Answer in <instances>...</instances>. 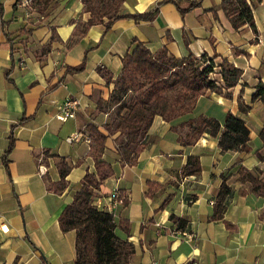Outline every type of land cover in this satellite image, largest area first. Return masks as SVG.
Here are the masks:
<instances>
[{
	"label": "crops",
	"instance_id": "1",
	"mask_svg": "<svg viewBox=\"0 0 264 264\" xmlns=\"http://www.w3.org/2000/svg\"><path fill=\"white\" fill-rule=\"evenodd\" d=\"M163 1L125 0L119 15L145 14ZM182 1L183 8L184 1L197 0ZM53 2L52 15L23 18L12 1H0L3 30L12 41L8 45L0 35V223L7 229L0 232V264H74L76 234L63 233L59 217L84 176L95 173L88 124L107 136L100 159L110 166L94 203L108 204L114 190L127 201L112 216L115 235L134 247L129 264H186L191 259L199 264H264V194L252 193L238 173L243 168L264 182V146L258 138L264 106L252 101L257 85L264 84V0H246L255 30L248 25L235 30L221 0H202L186 14L171 3L162 4L152 22L124 19L104 33L97 25L84 35L79 25L88 16L82 0ZM52 35L57 40L50 42ZM72 38L76 42L68 49ZM138 43L153 53L165 48L176 59L193 55L215 65L226 60L241 75L223 94L207 91L189 115L170 123L156 116L145 148L136 164L128 166L120 162L117 134L104 130L108 114L97 105L108 101L122 58ZM85 57L82 72L66 73ZM218 72L216 68V79ZM66 98L76 99L79 107L73 119L60 122L56 116ZM238 101L249 107L247 113L239 112ZM228 114L247 127L250 152H221L217 139L206 133L184 145L192 142L187 123L203 118L223 126ZM77 134L79 140L67 142ZM10 140L6 169L3 155ZM191 156L199 159L200 173L182 176ZM60 159L70 170L65 188L57 193L49 188L60 181ZM39 165L46 169L43 177L37 175ZM222 184L230 191L223 220H211ZM171 217L183 227L178 229Z\"/></svg>",
	"mask_w": 264,
	"mask_h": 264
},
{
	"label": "trees",
	"instance_id": "2",
	"mask_svg": "<svg viewBox=\"0 0 264 264\" xmlns=\"http://www.w3.org/2000/svg\"><path fill=\"white\" fill-rule=\"evenodd\" d=\"M55 0H35L44 8ZM125 0H82L83 13L88 16L81 23L80 35L100 25L103 33L108 31L114 22L131 19L135 22H152L162 4L171 3L181 14H186L199 7L202 0L184 1L186 7H181L182 0H164L148 13L140 15H119ZM222 10L231 26L237 30L248 25L255 30L252 6L246 0H221ZM3 11L0 9V35L6 40V44L12 43L10 34L4 33L6 23L2 20ZM57 40L53 35L50 42ZM76 42L73 38L67 44L69 49ZM1 45V44H0ZM11 51V47H9ZM44 52V50H43ZM86 57L77 67H68L66 73L77 74L84 70ZM120 77L114 83V89L106 103L98 101V109L109 104L117 106L119 122L110 127L105 123L104 130L108 135L117 134L115 139L118 148L120 162L123 165L133 166L137 158L146 146L147 132L153 119L158 116L163 121L170 123L174 120L189 115L195 109L197 100L207 91L223 94V90L233 88L241 75V72L226 60L215 65L213 60L205 57L195 58L189 55L176 59L170 56L165 48L151 52L145 45L138 43L131 53L126 54L121 61ZM218 68L219 79L212 77ZM230 99L229 93L224 95ZM260 101L264 106V84L259 83L252 95V101ZM238 110L247 113L249 107L238 101ZM102 111V110H101ZM122 113V114H121ZM22 121H20V124ZM191 129L192 142L197 141L202 134H208L217 139V146L221 152H250L249 131L244 122L228 114L221 126L211 119H197L186 124ZM87 132L93 142V156L95 173H87L82 182L81 189L76 193L73 201L67 205L59 217L60 230L65 233L74 231L76 234L74 264H129L134 254V247L127 241L118 239L115 235V223L112 214L99 211L93 207L96 192L102 183L109 177L110 166L100 158L104 151L107 139L97 127L88 124ZM264 146V125L258 135ZM13 147V141L5 154L3 162L7 169V157ZM264 163V154L261 155ZM60 181L49 189L61 193L65 188V178L69 173V166L63 159L57 163ZM200 173L199 159L188 157L186 165L182 168V176H195ZM239 176L250 185V190L256 195L264 194V182L258 181L247 170L240 168ZM229 189L225 184L220 187L218 201L214 207L211 220H223L226 209L224 199L229 195ZM127 201L124 200L123 205ZM178 223V229L182 228L180 219L171 217ZM229 227V225L226 223Z\"/></svg>",
	"mask_w": 264,
	"mask_h": 264
},
{
	"label": "built area",
	"instance_id": "3",
	"mask_svg": "<svg viewBox=\"0 0 264 264\" xmlns=\"http://www.w3.org/2000/svg\"><path fill=\"white\" fill-rule=\"evenodd\" d=\"M10 1L13 2L14 8L22 10V11L32 10L33 5L35 3V0H10ZM78 107H79V102L76 99L66 98L60 106L59 113L56 116V119L60 122H65L69 119H73L75 117V113ZM80 137L81 136L79 134L73 135L72 137H69L67 139V142L68 143L75 142L79 140ZM45 173H46L45 167L39 165L37 169V175L39 177H43ZM124 200L125 198L121 195V193L118 190H114L112 193H110L108 197V204L98 202L97 204L93 203V207H95L99 211H104V212L112 214L115 207L119 205H123ZM0 232L7 233L6 227L2 225L1 223H0ZM180 234L182 237H187V234L184 232ZM186 264H199V263L191 259Z\"/></svg>",
	"mask_w": 264,
	"mask_h": 264
},
{
	"label": "rangeland",
	"instance_id": "4",
	"mask_svg": "<svg viewBox=\"0 0 264 264\" xmlns=\"http://www.w3.org/2000/svg\"><path fill=\"white\" fill-rule=\"evenodd\" d=\"M56 9V3L51 2L49 6H47L46 8L43 7V5L41 3L36 2L35 5H33V9L30 11H22V17L23 18H28L30 17L32 14H36L38 16H44V15H52V13L55 11ZM28 15V16H26ZM81 28V25H79V29ZM214 77V76H212ZM101 110L103 112H106L108 114L106 123H108V125L110 127H114L120 120V116H117V106H110L109 104H105ZM122 114V113H121Z\"/></svg>",
	"mask_w": 264,
	"mask_h": 264
}]
</instances>
